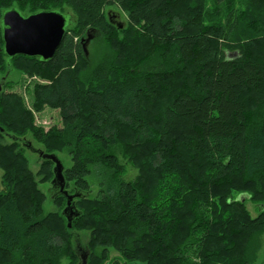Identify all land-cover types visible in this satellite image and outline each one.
<instances>
[{"label": "trees", "instance_id": "trees-1", "mask_svg": "<svg viewBox=\"0 0 264 264\" xmlns=\"http://www.w3.org/2000/svg\"><path fill=\"white\" fill-rule=\"evenodd\" d=\"M14 1L0 0V71L46 80L32 88L33 108L57 109L61 124L35 125L24 97L6 92L0 76V264L77 260L70 229L85 223L91 249L113 247L124 264H253L250 240L264 231V0H215L226 9L210 21L205 0ZM111 4L128 12L127 25L106 13ZM65 5L75 19L53 58L7 56L5 10ZM87 37L108 52L87 57ZM28 132L44 152L72 156L63 165L65 190L78 194L71 227L59 187L60 211L44 213L24 155ZM6 136L11 143H1ZM42 158L52 179L55 162ZM93 167L99 189L89 198ZM245 194L261 206L255 218Z\"/></svg>", "mask_w": 264, "mask_h": 264}, {"label": "rangeland", "instance_id": "rangeland-1", "mask_svg": "<svg viewBox=\"0 0 264 264\" xmlns=\"http://www.w3.org/2000/svg\"><path fill=\"white\" fill-rule=\"evenodd\" d=\"M230 0H228L229 2ZM239 6L244 0H231V2ZM206 12L209 13L210 17L207 19L213 20L217 16L224 14L226 9V4H216L215 0H205ZM13 5H18V2L15 0ZM106 13L117 22H123L126 25L129 22L128 12L116 4H111L105 7ZM31 11L30 7L27 6L24 8L23 13H29ZM63 12L72 14L73 19H75L74 11L69 6L63 7ZM68 25L71 24V18L67 21ZM72 26V24H71ZM251 29H249V34L253 35ZM86 37V36H84ZM108 45L103 41L98 40L94 42L83 41L84 53L87 57L92 58H102L105 53L108 52ZM227 58H235L238 56V50H226ZM0 76H5L6 83L3 86L6 92H17L24 97V101L28 109H30L34 116V124L40 127H43L44 130H49L52 125L55 123L57 125L61 124V119L59 111L57 109L45 107L41 112L34 110L33 108V98H32V88L36 82H46V80L41 79L40 77L34 75L29 76L24 73L19 68H13L9 74H6V71H0ZM27 138L30 139L35 147L44 148L42 143L38 142L33 138L31 133L26 134ZM12 139L8 136L1 139V143L8 144L11 143ZM25 157L27 159L28 167L32 170L35 175V178L38 182V188L45 194V201L43 203L44 213L48 214L50 212L60 211V205L55 201V189L53 187V178L49 179L46 177V173L43 166V158L39 155L38 152L31 150L30 148H25ZM57 155L62 160V163L65 168H69L73 165L72 156L69 153L68 149L57 152ZM121 158V156H120ZM55 163L53 164L54 170ZM97 167H93V171L87 177L89 182V189L84 191V194L89 198H94L97 196L99 185V178L97 176ZM137 173V169L133 168L131 164L128 165L127 178L132 179ZM2 175V170L0 169V178ZM1 186V184H0ZM70 187H74L73 184H69ZM244 204L246 210L252 217H257L260 213L261 206L258 202L253 201L248 194H245ZM63 210H61L62 212ZM81 226V225H79ZM71 228L72 236V247L73 253L79 259L71 257L69 255L63 256L59 264H90L92 260L93 264H124L125 260L121 255V252L113 247L104 248V246H96V248L91 249L89 243L92 235V227L85 223L82 227ZM248 251L254 255L253 264H264V231L256 232L253 234L252 239L250 240V246ZM131 264H145L139 261H131Z\"/></svg>", "mask_w": 264, "mask_h": 264}, {"label": "water", "instance_id": "water-1", "mask_svg": "<svg viewBox=\"0 0 264 264\" xmlns=\"http://www.w3.org/2000/svg\"><path fill=\"white\" fill-rule=\"evenodd\" d=\"M69 17H72L71 14L56 9L29 14H23L15 7L5 10L2 15L5 53L9 58L19 54L39 56L43 60L53 58L66 35ZM84 40L88 41L89 37L82 38L81 41ZM26 145L40 156L51 158L55 162L53 185L59 187V191L67 196V204L62 212L67 218L68 226L71 227L74 216L80 214L73 202L78 194H69L65 190L61 160L55 154L46 153L41 148L35 147L31 142ZM240 199L244 201L245 195H240Z\"/></svg>", "mask_w": 264, "mask_h": 264}]
</instances>
